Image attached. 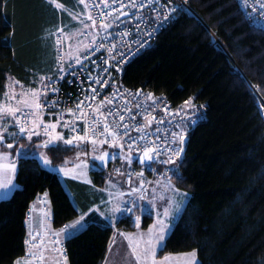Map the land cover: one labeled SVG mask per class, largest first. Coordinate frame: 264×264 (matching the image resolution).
Segmentation results:
<instances>
[{"label": "trees", "instance_id": "16d2710c", "mask_svg": "<svg viewBox=\"0 0 264 264\" xmlns=\"http://www.w3.org/2000/svg\"><path fill=\"white\" fill-rule=\"evenodd\" d=\"M189 6L197 18L181 15L120 76L128 89L166 96L175 107L193 99L206 109L188 133L176 168L181 180H169L190 198L157 256L194 251L198 264H264V117L256 98L264 106V31L244 20L238 0ZM48 20L38 0H0V96L9 80L28 81L27 67L45 51ZM24 140L16 134L9 141ZM67 153L48 149L54 164ZM15 181L0 201V264L24 256L25 219L39 196L47 193L52 228L79 218L58 176L36 159L18 158ZM151 221L143 217L142 229ZM117 227L133 230L126 219ZM111 236L107 224L90 222L64 241L67 264H101Z\"/></svg>", "mask_w": 264, "mask_h": 264}, {"label": "built area", "instance_id": "2783aa9c", "mask_svg": "<svg viewBox=\"0 0 264 264\" xmlns=\"http://www.w3.org/2000/svg\"><path fill=\"white\" fill-rule=\"evenodd\" d=\"M85 3L88 4V12L92 15L93 18H97L98 14L101 10L111 11L116 9L113 12V15H118L120 11H126L130 16H120L119 20L116 21L115 25L105 33L103 30L99 28V22L94 26L96 31L99 33L98 39L103 40L104 46L103 47H89L85 50L82 58H81V65L75 64V59L70 57V53L67 52V41L63 39L62 36L58 37L56 41V67L53 75L50 77L53 78V83H56L55 77L58 70V55L61 56L60 64L65 66L66 68L68 65H71L72 68L69 72L61 73L64 76V79L59 81L56 84V87L59 88V94L53 92L52 90H47V97L44 96L42 93L40 96V102L44 103L45 101L50 105L47 108H41L39 110V119L48 120L50 123H56L57 117L60 118V122L57 126H60L63 131L64 139H72V141H78L74 139L75 136L85 135L84 127H85V118L80 117V114L75 109V105L77 102L83 100L84 105L82 108L85 112L89 113L91 116V108L87 107V105L91 104L93 107L100 105V111L106 112L108 108L119 109L125 105V101L127 100V107L131 109V111H124L122 114L125 115V122L134 123L137 125L145 124L146 121L143 119L145 115L144 108L147 109L148 113L154 115L157 120L163 119L166 121L165 124L160 125L161 132L159 135L161 137H168L171 140V131L175 130L177 133L183 131L185 136L184 141V150L181 154V159H176L175 163L172 164H160V163H151V169L148 170L144 166H138L136 161L132 163L131 167L127 164L123 174V185L126 191H131L133 187L134 181L143 180L144 188L147 189L148 186L153 183L154 181H169L170 174L167 173V169H175L179 162L183 159L184 151L186 147V143L188 140V133L189 131L196 126L204 117L205 115V105L203 103L195 102L191 99V105H185V102L188 101L184 100L179 106H173L172 102L166 96L154 97L153 100L146 99L147 95L149 94L146 91L142 90H131L125 87L121 82V73L124 68L130 64L136 56L139 54L147 51L151 45L153 44L154 40L156 39L157 35L167 28L171 23L176 21L181 15H186L188 17H196V14L189 6V0H152L150 3L149 0H135L137 5L141 7L135 8L130 5L131 0H117L116 4H108L107 8L102 4H99V0H85ZM96 7H93V6ZM255 5L257 8V12H252V6ZM127 6V7H124ZM238 6L242 12L244 20L251 24L254 27H257L264 31V15L260 14V3L259 0H247V6L244 3V0H238ZM172 9H176L173 11ZM168 13L171 15V21L164 20V14ZM110 19L109 17H105V20ZM137 23L139 24V29L137 28ZM91 25V21H90ZM158 25H162L159 26ZM88 33V35H84L86 37V44L91 45L92 42V28L86 29L84 31ZM121 33H126L124 39H121ZM147 33H151L149 36ZM214 37V36H213ZM137 41H144L145 43L143 46L137 43ZM215 43L218 41L214 38ZM124 53L123 58L119 55V53ZM111 55L115 56V59L110 58ZM87 57V58H85ZM108 59L109 63L104 64V60ZM107 69V73H102L104 80H107V86L104 87L99 84H95L94 81H89L88 76L91 73L93 77L96 76V72L92 71L95 68ZM117 67H119L120 71H117ZM72 71H75V75L70 74ZM71 82V83H70ZM43 83H47L44 81ZM115 85V87H114ZM42 87L40 85L39 89ZM91 88H95L96 90V100H86L85 99V90L87 91V95L90 97L93 95ZM139 93V104L141 105L140 108L136 107L137 100L134 98L133 94ZM115 95V103L114 105H109L105 102L101 105L102 101H105V97L112 98ZM53 101H56V106H51ZM153 101H156L155 111L153 112ZM167 108V113L162 109ZM71 108L74 110L75 115H69L68 109ZM24 115L21 116V113H18L17 116L21 119L22 123H26L27 127L31 129L33 127L31 120L36 118L31 113L22 112ZM136 114L137 119L136 121L131 120L132 114ZM179 113V115H177ZM95 117L92 116L87 120L88 125L90 127H96L95 124L92 123V119ZM101 119L100 130L102 131L103 127V117ZM108 121L110 122L113 117L108 116ZM118 119V117H117ZM69 122V126H64V121ZM171 121V123H167ZM177 122H179L180 126H177ZM157 127V123L154 120L151 128L146 126L145 131H150L153 133V136L156 135L155 128ZM72 128H75V131H72ZM14 131L17 135H21L19 133L18 127L14 126ZM131 136L137 137L138 133L129 130ZM37 132L40 135L44 134V125L41 124L37 128ZM51 132V130H49ZM27 133V132H26ZM25 134V133H24ZM87 136L89 139L92 137V133L88 132ZM104 137H98V139H103ZM127 139V138H126ZM108 140L111 141V137H108ZM87 141V140H85ZM143 144V141L140 142ZM155 143L159 147H163V144L160 141H155ZM105 147L108 149H113L109 147V144L105 143ZM180 145V141L177 138L174 147H178ZM125 151H127V146L125 145ZM142 154V153H140ZM133 156H137V152L133 151ZM167 156H160V160L166 159ZM131 172V181H129L127 173ZM143 172V177L137 175V173ZM151 182V183H149ZM136 195H139L137 193ZM133 198V197H132ZM130 198V199H132ZM135 198V197H134ZM39 212L42 216H40V220H43L45 216L44 208L40 207ZM33 210L30 209L25 219L26 223V237L25 241H28L26 244L24 241L25 251L24 256L21 258V261L25 262L26 264H46L49 249L47 245L51 247L50 251L52 252L53 256L60 262L61 260H66V248L64 244V239L62 240L63 234L60 235L59 243H53L57 239L54 235L55 233L59 232L60 229L64 228L65 224L58 228H53L50 231L46 229H36L33 225L32 219ZM134 214L131 215L129 218L128 214L125 213L124 219H126L131 226H133V219ZM47 250V251H46ZM43 257V259H41Z\"/></svg>", "mask_w": 264, "mask_h": 264}, {"label": "snow or ice", "instance_id": "6c2138e0", "mask_svg": "<svg viewBox=\"0 0 264 264\" xmlns=\"http://www.w3.org/2000/svg\"><path fill=\"white\" fill-rule=\"evenodd\" d=\"M50 3H54L56 8H61L62 5L59 3H56L55 0H49ZM81 4H84L85 8H88V4L85 3V0H79ZM151 3L152 0H149ZM117 0H99V4H102L105 6V9L107 8L108 4H116ZM245 5L247 6V0H244ZM260 3V14L264 15V0H259ZM131 7L140 8V5H137L135 3V0H131L130 5ZM124 6V7H127ZM93 7H96L95 5ZM173 11H176V9H172ZM116 11V9H113L111 11H105L101 10V12L98 14L97 18H93L92 15H88L86 17L87 20L91 21V25L85 24L84 21H81V23L84 25V29L92 28V44H85L84 48L88 49L89 47H103L104 43L103 40L98 39L99 33L95 29V25L99 22V28L100 30H103L105 33L108 32L109 29H111L116 21L119 20L120 16H130L132 14H129L126 11H120L118 15H113V12ZM252 12L256 13L257 8L255 5L252 6ZM105 17H109L110 19L105 20ZM73 19H76L74 16ZM172 17L170 14L165 13L164 14V20L165 21H171ZM162 26V25H158ZM137 28L139 29V24L137 23ZM57 31H61L58 29ZM81 34L88 35V33H85L83 29L81 30ZM149 36H151V33H147ZM126 33H121V39H124V36ZM70 38V37H68ZM59 43V41H57ZM79 43L77 46V51H79ZM138 44L143 46L145 43L144 41H137ZM71 56V54H69ZM121 58H123L124 53H119ZM87 58V57H85ZM110 58L115 59L114 55H111ZM58 70L55 77L56 83H53L52 77H46L41 76L40 80L42 82L47 81V83H42V87L40 89L36 90H29V92L22 93L21 99H19L18 103L24 104L27 108H35L37 111L34 113H31L34 117H38L39 110L41 108H47L50 105L45 101L44 103L40 102L39 97L43 93L45 97H47V90L50 89L53 92L59 94V88L56 87V84L59 83V81L64 79V76L61 75V73L69 72V70L72 68L71 65H68L66 68L62 64H60L61 56L58 55ZM104 64H108L109 60L105 59ZM75 64L81 65V58L79 56L75 57ZM92 71L96 72V76L93 77L91 73L88 76V80L94 81L95 84L102 85L104 87L107 86L108 81L103 79L102 73H107V69H101L99 67L93 69ZM117 71H120L119 67H117ZM70 74L75 75V71H72ZM71 83V82H70ZM115 87V85H114ZM87 91L85 90V99L86 100H96V90L95 88H91V91L93 92L92 96L87 95ZM30 95V98H29ZM134 98L137 100L136 107L140 108L141 105L139 104V93L133 94ZM148 100H153V96L151 93H149L146 97ZM105 102L109 105H114L115 103V95L112 98L105 97V101L101 102V105H103ZM156 101H153V112L155 111V105ZM192 101L189 99L185 102V105H191ZM82 105H84V101L81 100L76 103L75 109L79 112L80 117L85 118V127H84V133L85 135L80 136L77 135L74 137V139L79 141H85L87 140L90 144L93 146L100 144L103 145L105 143L109 144V147L116 148L118 147L120 149V159L122 161L127 160L129 167H131L132 163L138 159L139 163L144 166L146 169H151V163H160V164H172L175 163L176 159H181V154L184 150V141L185 136L183 131L177 133L175 130L171 131V140L168 139V137H161L159 133L161 132L160 125H163L166 123L163 119L157 120V118L152 115L151 113L147 112V109L144 108L145 115L143 119L146 121L145 124H134L125 122V115L122 114L124 111H131L130 108L127 107V100L125 101V105L122 108L115 109L108 108L106 112L100 111V105L93 107L91 104L87 105V107L91 108V116L89 113L85 112L82 108ZM53 107L56 106V101H53L52 105ZM167 113L168 109L165 107L162 109ZM17 113H21V116L24 114L21 112L20 108H13V107H7V108H0V143H3L4 135L3 133H8L10 137H15L16 132L10 131L9 127H6L5 124H7V121L5 120V117H9L11 120H15V126L18 127L19 133L23 135L27 132V138L31 140L33 135H39L40 133L36 131V128L40 126L42 123L41 120L38 118H34L31 120V123L33 127L29 129L27 127L26 123H22L21 119L17 116ZM69 115H75V112L73 109H68ZM179 115V113H177ZM94 116L95 118L92 119V123L96 125V127H90L88 125L87 120ZM112 116L113 119L109 122L107 117ZM101 117H103V127L102 131L100 130V124H101ZM118 117V119H117ZM137 116L136 114H132L131 120L136 121ZM156 121L157 127L155 128L156 135L153 136V133L150 131H145L146 126L148 128H151V125L153 121ZM60 122V118L57 117L56 123H50L44 125V134L49 137V140L45 142L44 146L47 147L53 140H60L62 137L59 134H56L55 130L57 128V124ZM167 123H171V121H168ZM64 126L68 127L69 122L64 121ZM177 126H180L179 122H177ZM49 129H51V132H49ZM133 132L138 133L137 137L131 136L130 130ZM72 131H75V128H72ZM91 132L92 137L89 139L87 136V133ZM98 137H104L103 139H98ZM108 137H111V141L108 140ZM127 138V139H126ZM179 139L180 145L178 147H174L176 143V139ZM143 141V144L140 142ZM155 141H160L163 144V147H159ZM65 144H71L72 139H67L64 141ZM125 145L127 146V152H125ZM7 148H12V143H7L5 145ZM93 151L95 152V147L93 148ZM133 151L137 152V156H133ZM142 153V154H140ZM160 156H167L166 159L160 160ZM0 158H3L2 155H0ZM41 159L43 160L44 165H49L50 161L46 156H41ZM94 159L101 162L102 165H106L107 161L109 159H116V156L114 154H110L108 152H100L97 155H94ZM146 161H149L151 163L146 164ZM7 167L9 170L14 171L15 165H0V169H3ZM77 167H80V165H77ZM61 172H65L67 174L66 170L64 168L60 169ZM117 174L123 175L120 171V169L115 170ZM167 173L170 174V179L175 178L176 180H181V177L179 176L178 172L175 169H167ZM131 172L129 171L127 173L129 181H131ZM137 175L143 177V172L137 173ZM151 183V182H149ZM109 186H114L109 181ZM12 187V180L7 179L4 180L3 178H0V189H6L7 191H10ZM167 187H171L169 184ZM173 192H178V189H172ZM134 193H139L138 197L123 200L121 199L123 196L127 195L129 197H132ZM7 194V192H5ZM111 196L112 193H109ZM45 196H47V193H45ZM161 201H163L162 210L161 207L157 205L156 200L157 197L155 195V192H153V195L151 197L147 196V189L144 188L143 180H141V184L139 188L132 187L131 191L128 193L119 192L118 196L114 200H110L107 203L111 205V207L108 209V212L112 214V220L115 221L117 219L116 215L119 214H125L127 213L129 218H131V215L133 214L134 210L139 207L141 214L143 215L145 212H151L155 211L156 213V219L154 224L148 228L147 236H139L138 238L133 237L130 234L120 233V235L125 236V239L128 240L129 247L131 249L132 256L135 259L136 264H157V261L155 259L156 250L159 246L163 244V242L166 239L167 231L172 226V220L175 219L176 215L181 212V210L184 208V201L187 200L186 194H181L180 196H172L165 198L163 195L159 197ZM137 200L139 201H145L147 200V204H137ZM148 204L151 205V209L148 208ZM98 209H93L90 211H97ZM105 216V222H109V217L107 214H103ZM140 216H136L135 218V224L136 227H140ZM83 222V223H82ZM87 223V221L84 220V216L82 215L78 220L74 221L70 225H65L64 228L60 229L59 232L55 233L54 235L57 237L53 243H59V237L61 234L64 235V238L67 239L69 235H71L73 232H77L80 230V228L84 227V225ZM27 244L28 241H25ZM190 255L195 258L196 253L192 252ZM43 259V257H41ZM168 257H165V260H167ZM17 264H19V261H17Z\"/></svg>", "mask_w": 264, "mask_h": 264}, {"label": "rangeland", "instance_id": "374dc122", "mask_svg": "<svg viewBox=\"0 0 264 264\" xmlns=\"http://www.w3.org/2000/svg\"><path fill=\"white\" fill-rule=\"evenodd\" d=\"M47 30L48 28L45 29V31ZM60 36L63 37L65 42L67 41V46H66L67 48L68 47V35L63 32L58 33L55 41H57L58 37ZM42 37L43 38L41 39V42L44 45H46L45 51L41 53L40 55H38L37 61H34V63L31 66L27 67L28 69L27 70L28 72L27 82L28 83L17 81L15 79L9 80L4 94L0 96V108H7V107L17 108L18 107L21 109V112L29 111L30 113H34L37 111L34 107L27 108L25 107L24 104L18 103V101L19 99H21L22 93L29 92V90L39 89L40 85L43 83L40 80V77L41 76L48 77L54 68L53 51L50 47V42H49L50 37L48 36L47 33H44ZM69 48L70 47L67 48V52ZM55 58H56V55H55ZM55 62H56V59H55ZM29 98H30V95H29ZM256 98L258 100V105L260 107L262 116L264 117V112H263L264 106H263L262 100L259 99L258 97ZM36 118L39 119V114H38V117ZM5 120L7 121V124H5V126L9 127L10 131H13L11 127L13 126V123H15V120H11L9 117H5ZM41 121H42L41 124L43 125L50 124L48 121L44 119L43 120L41 119ZM57 127H60V126H57ZM36 131H37V128H36ZM3 135H4L3 143H0V155H2L3 158H0V165H5V166L15 165V168H14V171L9 170L7 167L0 169V178H3L4 180H7V179L12 180V187L10 191H7L6 189H0V201L7 200L8 198H10L14 190L17 188L15 177H16V173L18 170V158L19 157L34 158L43 165L44 163H43V160L41 159V156L43 155L47 157L48 149L56 145L59 146L61 142V139L58 141L56 140L57 141L56 143H54L53 141L55 140H53L47 147H45L44 146L45 142L49 140L48 136L40 135V134L33 135L31 140H29L27 138V133H25L22 135L25 138V140L23 142H20L18 145H16L15 141L14 142L9 141L10 136L8 135V133H3ZM7 143H12L13 147L7 148L5 146ZM61 144H63V142H61ZM94 147H95V152L93 151ZM100 152H108L110 154H114L116 156V159L114 160L109 159L106 165H102L100 161L94 159V155H97ZM120 155H122V153H120V149L118 147L113 148V149H108L107 147H105L104 144L103 145L97 144L93 146L88 141H79V140L72 141L71 144H68V156L66 154L62 156L61 160L58 162L60 166L57 169L59 171V174L63 176L67 175L68 178L72 177L74 179L81 181L82 183H88V182L94 183L95 180L101 181L102 182L101 186H98L95 183L94 185L97 186L99 189H101L103 194L109 195V193H112V195H118L119 192L125 191V188L123 185V175L117 174L115 170L120 169V171L123 173L126 165L128 164L127 160L122 161L119 158ZM77 165H80V167H77ZM61 168H64L66 172L68 173L65 174V172H61L60 171ZM94 174H97V175H94ZM109 181L114 186L110 187ZM61 182H62L63 188L68 192L69 195H75L74 192L72 191V187L70 184H67L63 179L61 180ZM169 184L171 185V187H167ZM133 187L139 188L140 183L138 181L133 182ZM172 189H178L175 186L173 181H166V182L157 181L151 186H148L147 195H150L151 197L153 195V192H155V195L157 197L156 203L158 206L161 207V210H162V206L164 202L159 199L161 195H163L165 198H168L174 195L180 196L181 194H186L187 200L184 201V208H185L190 198L189 194L180 189H178L179 190L178 192H173ZM5 192H7V194H5ZM134 194H137V193H134ZM45 202L46 201L42 200V198L38 200V204L40 207L45 206ZM148 208L151 209L150 204H148ZM184 208L181 210L179 214L176 215L175 219L172 220V226L167 231L166 239L170 235L174 225L179 219ZM149 214H151L150 215L151 220H154L153 222L151 221L149 225V227H151L155 222L156 213L155 211H151ZM140 217H141L140 227L139 228L136 227L138 230L135 232V234L130 233V235H132L135 238H138L141 235L146 237L148 228H149L148 227L142 230L143 217L142 215H140ZM134 220H135V217H134ZM134 220L132 224L133 226H135ZM131 231L133 230H129L128 232H131ZM63 237H62V240H63ZM164 242H163V245H164ZM47 248L51 249L49 245H47ZM192 252H189L187 254H190ZM167 257L168 259H171V262H174V264H198L197 254L195 255L194 259L190 255H186V254H179V255L169 254ZM65 262L66 260L65 261L61 260L59 264H65Z\"/></svg>", "mask_w": 264, "mask_h": 264}, {"label": "crops", "instance_id": "0c3cea01", "mask_svg": "<svg viewBox=\"0 0 264 264\" xmlns=\"http://www.w3.org/2000/svg\"><path fill=\"white\" fill-rule=\"evenodd\" d=\"M56 3H59L62 5L61 8H56L54 3H50L49 0H38V4H40L44 10L45 18H49L48 23H50L52 26L49 27L47 30V34L50 37L49 42L51 49L53 51V60H54V68L49 74L48 77L53 75L56 67L55 62V55H56V36L58 33H66L68 35V53L71 54V58L75 59L76 56H79L82 58L85 48L84 45L86 44V37L81 34V30L85 31L84 25L81 23V21H84L85 24L90 25V21L86 19V17L89 15L88 9L84 7V4H81L79 0H55ZM76 17V19H73V17ZM60 29L61 31H57ZM79 43V51H77V46ZM67 47V48H68ZM71 50V51H70ZM48 121V120H46ZM49 122V121H48ZM44 123V122H43ZM56 134H59L61 138V144L60 147L65 146L68 149V144H65L63 131L61 127H57L55 130ZM58 141V140H57ZM56 140L53 141L54 143L57 142ZM68 156V153L66 154ZM66 156V157H67ZM47 157L50 161V166L42 165L38 160V163L43 167L44 169L53 172L56 174L60 180V183L62 185L61 180L63 179L67 184H72L74 188H79L83 190V195H69L68 192L64 189V191L67 193L72 205L76 209V211L79 214V218L83 215L84 220L87 221V223L84 225V227L80 228L79 231L73 232L71 235L68 236V238L73 237L75 234L82 231L90 222L94 221H102L105 224H107L109 227L112 228V236L108 244L107 252L104 256V259L101 264H136L134 257L132 256L131 249L129 247L128 240L125 239V236L120 235V233L125 234H135V232L138 230L135 226H133V231L128 232L129 230H125L124 228H118L117 224L120 223L124 219L123 214H115L117 219L115 221L112 220V214L108 212V209L111 207L110 204L107 202L110 200H114L118 195H106L102 193V190L99 189L97 186L94 185L92 182L88 183H82L81 181L74 179L72 177L68 178L67 175H61L59 174L58 167L60 166L58 164H54L51 160L50 156ZM68 173V172H67ZM137 182V181H134ZM140 184L141 182L138 181ZM157 181H154L152 184L156 183ZM160 182H166V181H160ZM76 184V185H75ZM77 186V187H75ZM124 193H128L130 191H123ZM139 195L133 194L132 197H138ZM150 197V195H147ZM132 197H129L127 195L123 196L121 199L128 200ZM42 198V200H45V206L44 208V214L45 216L43 220H40L41 213L39 212L40 206L38 204V200ZM137 204H147V200L145 201H139L137 200ZM30 209L33 210L32 213V219H33V225L36 229H46L47 231L52 229V223H51V208H50V202L47 196L42 195L39 196L30 206ZM93 209H98L97 211H90ZM103 214H107L109 217V222H105V216ZM136 216H140L141 211L140 208H136ZM151 214L148 212H145L142 217H150ZM78 218V219H79ZM77 219V220H78ZM135 221V220H134ZM154 220H152L153 222ZM83 223V222H82ZM136 228V229H135ZM143 230V229H142ZM67 238V239H68ZM64 241L67 240L63 237ZM163 245V244H162ZM161 246H159L156 250L155 259L157 261V264H174V262H171V259L165 260V257H167L169 254L163 255L161 257H158V252L161 249ZM49 249V248H48ZM50 250V249H49ZM47 257L46 264H59V261L51 255L52 253L49 251ZM171 258V257H170ZM19 264H26L25 262L18 260ZM17 264V263H16ZM67 264V262H65Z\"/></svg>", "mask_w": 264, "mask_h": 264}, {"label": "water", "instance_id": "95a60500", "mask_svg": "<svg viewBox=\"0 0 264 264\" xmlns=\"http://www.w3.org/2000/svg\"><path fill=\"white\" fill-rule=\"evenodd\" d=\"M184 152H185V151H184ZM136 163H137L138 166H142V165L139 163V160H138V159H137ZM146 164H148V161H146Z\"/></svg>", "mask_w": 264, "mask_h": 264}, {"label": "bare ground", "instance_id": "6f19581e", "mask_svg": "<svg viewBox=\"0 0 264 264\" xmlns=\"http://www.w3.org/2000/svg\"><path fill=\"white\" fill-rule=\"evenodd\" d=\"M135 213H136V209H135ZM136 214H134V217H135ZM134 220V219H133Z\"/></svg>", "mask_w": 264, "mask_h": 264}]
</instances>
